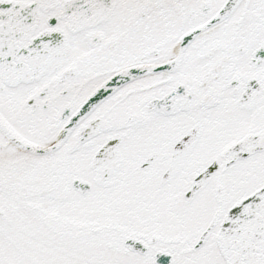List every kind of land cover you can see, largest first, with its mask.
<instances>
[{
    "label": "snow or ice",
    "instance_id": "6c2138e0",
    "mask_svg": "<svg viewBox=\"0 0 264 264\" xmlns=\"http://www.w3.org/2000/svg\"><path fill=\"white\" fill-rule=\"evenodd\" d=\"M0 264H264V0H0Z\"/></svg>",
    "mask_w": 264,
    "mask_h": 264
}]
</instances>
